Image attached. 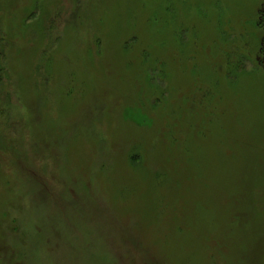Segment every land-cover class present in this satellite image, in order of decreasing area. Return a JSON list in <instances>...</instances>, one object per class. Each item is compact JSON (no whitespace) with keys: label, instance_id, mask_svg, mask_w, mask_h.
<instances>
[{"label":"rangeland","instance_id":"1","mask_svg":"<svg viewBox=\"0 0 264 264\" xmlns=\"http://www.w3.org/2000/svg\"><path fill=\"white\" fill-rule=\"evenodd\" d=\"M0 264H264V0H0Z\"/></svg>","mask_w":264,"mask_h":264}]
</instances>
